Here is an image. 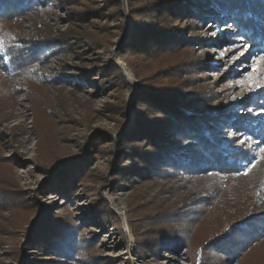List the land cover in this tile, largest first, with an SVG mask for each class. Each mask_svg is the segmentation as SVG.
Wrapping results in <instances>:
<instances>
[{
	"label": "rangeland",
	"instance_id": "rangeland-1",
	"mask_svg": "<svg viewBox=\"0 0 264 264\" xmlns=\"http://www.w3.org/2000/svg\"><path fill=\"white\" fill-rule=\"evenodd\" d=\"M60 1L44 15L30 12L21 20L0 24V31L14 34L22 42L31 41L37 31L55 42L65 37L75 41L70 52L41 64L43 76H35V82L22 75L10 76L0 67V180L22 192L17 203L0 204V264H85L82 258L64 260L27 246L31 222L36 213L47 208L51 218L62 216L63 222L76 223L83 239L93 243L88 256L99 264H196L199 256L202 264H212L211 258L217 254L207 247L211 237L222 230L226 233L229 224L264 214V142L248 140L246 121L238 129L229 125L224 132L236 144L246 140L253 152L252 160L236 174L180 171L140 178L132 164L120 158L119 145L123 130L131 127L135 112L140 111L133 106L139 91L135 72L148 74L156 66L165 68L186 52L177 49L157 62L142 61L138 53L124 55L136 30L128 0H80L72 6ZM88 8L100 9L102 15L78 20L76 12L91 10ZM69 13H73L71 18ZM196 35L203 60L210 63L209 67L200 61L203 69L197 75L198 84L202 83L206 92L220 93L218 97L227 96L231 105L239 104L256 83L258 71L264 78V59L241 37H235L227 23L204 20ZM110 64L122 72L127 88L114 86L115 71ZM82 68L92 76L83 89L73 88L72 79L58 83L61 75L72 77ZM105 69L110 75L101 71ZM234 109L239 115L246 114L242 107ZM256 110L253 115L264 119V108ZM233 114L226 113L229 118ZM101 135L106 136L103 141L92 143ZM79 157L87 159L80 174L83 177L74 183L72 200L64 202L47 188L55 182L47 170ZM122 168L127 170L118 176ZM199 201L203 211L192 214L190 207ZM67 204L68 209L64 207ZM94 207L106 209L110 223H95ZM175 219L189 224L185 245L173 251L162 247L157 256L139 249L134 232L139 240H145L148 232L158 231L159 224L179 223ZM220 264H264V233L242 246L232 261Z\"/></svg>",
	"mask_w": 264,
	"mask_h": 264
},
{
	"label": "trees",
	"instance_id": "trees-1",
	"mask_svg": "<svg viewBox=\"0 0 264 264\" xmlns=\"http://www.w3.org/2000/svg\"><path fill=\"white\" fill-rule=\"evenodd\" d=\"M57 1L0 0V24L21 20L30 12L44 15L55 9ZM64 2L72 6L80 0L60 1L61 4ZM128 5L136 30L131 33V42L122 52L124 55L138 53L142 54V61L157 62L177 49H184L186 53L165 68L156 66L148 74L135 72L139 91L133 106L140 111L135 112V121L131 127L123 130L119 144L120 158L131 163L140 178L148 174L174 175L180 171L190 174H204L206 171L236 174L241 171L252 160V149L246 140L236 144L224 130L229 125L238 129L246 121L244 127L248 140L264 142V119L253 115L256 108H264V78L259 77L258 71L254 77L256 83L237 105L226 102L227 96L218 97L220 93L216 96L206 92V87L202 83L198 84L196 78L202 73L203 65L210 67V63L209 60H203L202 45L198 42L200 38L196 31L200 30L204 20L227 23L235 37H241L249 49L254 50L253 53L264 59V0H128ZM69 14L71 18L73 13ZM75 15L78 20H84L86 17L102 14L100 9L95 8L78 11ZM203 42L206 43V40ZM73 43V38L66 37L55 42L41 31H37L36 37L31 41L22 42L14 34L0 31V67L10 76L22 75L35 82V76H43L41 64L70 52ZM110 67L115 71L114 86L127 88L126 79L119 68L111 64ZM132 69L134 73L136 66ZM101 71L108 73V69ZM228 71H232V68ZM91 77V71L82 68L81 72L72 77L61 75L54 78L62 84L72 79L75 83L73 88L83 89ZM235 107L244 108L246 114L239 115ZM226 113H234L235 116L229 118ZM104 137L106 136L101 135L92 143L97 142V139L103 141ZM84 159H66L57 168L47 170L55 181L47 188L52 189L64 202L69 203L75 196L74 183L83 177L80 174L87 161ZM124 170L127 169L122 168L118 176H122ZM1 181L0 204L17 203L20 198L18 193L22 192L8 182ZM199 198L200 196L196 200ZM64 207L68 209L69 204ZM202 207L203 204L199 201L189 211L196 214L197 211H203ZM107 213L103 207H94L92 219L104 226L110 223L106 218ZM175 220L179 223L159 224L158 231L155 234L148 232L145 240H139L137 232H134L139 249L142 252L148 249L157 256L162 247L173 251L185 245L189 224L182 225L179 219ZM71 221L66 219L63 222L62 216L51 218L48 208L40 210L28 228L27 246L64 260L74 257L82 258L81 261L85 264H99V260L88 256L93 243L83 239L76 223ZM189 222L192 227V222ZM229 225L231 226L226 233L222 230L211 237L210 243H214L212 246L207 245L217 254L213 256L211 253L212 264L232 261L239 255L242 246L256 241L264 233V214L252 216L240 224ZM231 236L234 237L230 240ZM225 237L228 240L224 241ZM215 245L219 246V250L223 246V252H218ZM217 256L221 260H215ZM196 258V264L203 263L202 257ZM46 263L70 264L54 261Z\"/></svg>",
	"mask_w": 264,
	"mask_h": 264
},
{
	"label": "snow or ice",
	"instance_id": "snow-or-ice-1",
	"mask_svg": "<svg viewBox=\"0 0 264 264\" xmlns=\"http://www.w3.org/2000/svg\"><path fill=\"white\" fill-rule=\"evenodd\" d=\"M262 151H264V149H261Z\"/></svg>",
	"mask_w": 264,
	"mask_h": 264
},
{
	"label": "bare ground",
	"instance_id": "bare-ground-1",
	"mask_svg": "<svg viewBox=\"0 0 264 264\" xmlns=\"http://www.w3.org/2000/svg\"><path fill=\"white\" fill-rule=\"evenodd\" d=\"M125 213V212H124Z\"/></svg>",
	"mask_w": 264,
	"mask_h": 264
}]
</instances>
